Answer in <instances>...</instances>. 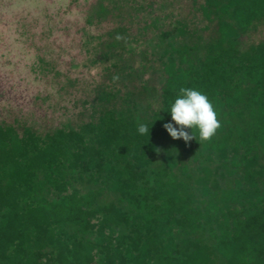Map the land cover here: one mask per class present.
I'll list each match as a JSON object with an SVG mask.
<instances>
[{
    "label": "trees",
    "instance_id": "trees-1",
    "mask_svg": "<svg viewBox=\"0 0 264 264\" xmlns=\"http://www.w3.org/2000/svg\"><path fill=\"white\" fill-rule=\"evenodd\" d=\"M0 264H264V0H0Z\"/></svg>",
    "mask_w": 264,
    "mask_h": 264
},
{
    "label": "clouds",
    "instance_id": "clouds-1",
    "mask_svg": "<svg viewBox=\"0 0 264 264\" xmlns=\"http://www.w3.org/2000/svg\"><path fill=\"white\" fill-rule=\"evenodd\" d=\"M171 114L172 122L164 124V128L173 139L183 138L185 142L190 141L198 132L201 140L210 139L219 127L216 112L206 94L194 88H181L167 110ZM191 129V133L186 130ZM138 133L143 135L149 132L145 124H140Z\"/></svg>",
    "mask_w": 264,
    "mask_h": 264
}]
</instances>
